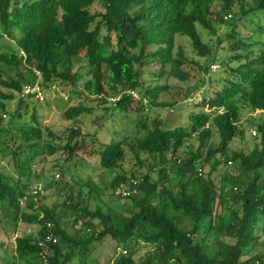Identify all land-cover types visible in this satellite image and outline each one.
Listing matches in <instances>:
<instances>
[{"label": "trees", "instance_id": "1", "mask_svg": "<svg viewBox=\"0 0 264 264\" xmlns=\"http://www.w3.org/2000/svg\"><path fill=\"white\" fill-rule=\"evenodd\" d=\"M236 1L243 15L264 11V0H255L248 10L247 0H0L1 109L6 111L5 100L20 95L17 115L6 122L0 114L1 159L11 155L17 170L6 171L0 162V214L9 215L12 207L15 224L39 227L36 235L16 236L18 258L27 264H73L80 257L81 264H87L93 245L111 237L115 250L121 247L125 252L106 264H139L134 248L140 241L150 245L142 264H264V48L252 50L235 31L230 34L236 38L231 49L243 47L246 53L235 55L239 64L230 67L234 78L225 77L220 87L204 94L202 110L189 113V127L165 128L155 118L143 136L103 142L94 133L88 142L79 126L56 133L41 123L37 112L31 114L32 123L16 122L30 98L23 95L24 85L37 79L44 90L56 83L69 89L82 84L78 91L88 100L106 102L111 97L119 109L129 110L134 103L144 111H149L150 103L167 106L158 98L168 86L148 85L146 66L155 67L158 80L167 74L186 80L191 60L183 44L177 45L178 38H187L197 55L214 60L198 24L214 31L215 22L229 20L226 16ZM5 39L16 47L7 46ZM245 57L251 58L242 62ZM242 108L261 110L259 120L250 122L258 137L249 151H232L230 143L246 132L239 123ZM93 109L85 103L70 105L64 116L74 120ZM127 147L142 166L141 152L155 156L160 164L156 180L150 172L129 177L117 173L107 186L127 185L130 194L120 191L118 196L131 198V214L101 205L93 208L81 193L72 192L61 205L50 207L39 191L33 193L47 156L58 150L65 163L82 150L99 155L104 169L117 171L123 167ZM25 150L34 155L21 160ZM230 160L243 170L215 177L217 183L214 172ZM26 163L36 168L24 180L21 170ZM168 173L175 174V180H168ZM64 215L74 216V226L81 222L83 226L69 232ZM213 232L217 247L208 248L204 241ZM4 264H15V259Z\"/></svg>", "mask_w": 264, "mask_h": 264}, {"label": "rangeland", "instance_id": "2", "mask_svg": "<svg viewBox=\"0 0 264 264\" xmlns=\"http://www.w3.org/2000/svg\"><path fill=\"white\" fill-rule=\"evenodd\" d=\"M253 2L255 3V0H247L244 9L248 10L253 5ZM214 7H219L217 2L214 4ZM228 12L233 14V17H230L225 23L215 22L214 31L198 24L203 41L213 51L215 56L214 60H206V56L197 55L187 38H178L177 45L179 42L183 44V48L191 60L186 65V69L189 71V77L186 80L168 74L161 80H158L155 74H153L155 67L152 66L149 68V66H146L144 79L148 85L166 84L168 86V89L162 91L158 98V101L167 102V106L157 107L150 103L148 107L149 111H144L137 110V104L134 103V107L129 110L119 109L112 105L113 98L111 97L106 102H100L93 97H90L88 100V98L83 96V93L78 91L82 87V84L74 85L69 89L62 84L56 83L49 89H45L44 100L38 101L33 98L27 100L28 105L20 110L23 116L18 120L19 122L16 121L17 125L32 123L31 114L37 112L41 123L56 133L62 134L68 127L79 126L83 133L87 134L86 140L88 142L92 140L91 136L94 133L103 142L116 141L125 137L131 139L135 136H143L153 126L152 121L155 118L163 121L162 127L165 128L176 125L189 127V113L202 110L203 106L200 103L205 98L204 94L207 93L208 95L214 88L220 87L225 77L229 76V78H234L230 73V67L239 64V61L235 59V55L237 53H241L242 55L246 53V49L243 47L238 50L231 49V45L236 38L232 39L230 34L234 31L238 33V39H242L245 43L249 44L252 50L264 48V29L260 31L258 28L259 25L264 26V11L243 15L241 7L238 1H236L232 10ZM5 42L10 48L16 47L13 41L10 42L5 39ZM250 58L245 57L242 59V62H246ZM198 62L201 66L206 63V68L202 69L197 64ZM214 64H218L219 66L214 68ZM28 76L33 78L32 74H28ZM138 95L140 94L135 93L137 98L139 97ZM19 97L20 95L14 99L4 101L6 111L0 107V114H2L4 121L7 122L11 115L18 114ZM145 102L146 99H144ZM79 103L92 105L94 109L92 112L84 113L74 120L67 119L64 116L65 109L70 105ZM205 110H208L206 106ZM261 116L258 111L250 108H242L239 123L245 127L246 132L243 138L235 139L230 143V149L232 151H249L254 147L256 143L255 137H258V131L255 126L250 125V122L258 121ZM141 121L146 123V126L143 128L140 124ZM253 131L257 132V136H254ZM216 141L217 138L215 136L214 142ZM126 150L127 153L123 167L117 171L104 169L100 164L99 155H89L83 153L82 150H77L78 154L68 163L63 162L64 159L61 156L60 150L48 155L45 172L39 180V183L35 185L39 189V195L44 198L46 205L51 207L56 203L58 206L61 205L66 196L71 192L74 195L81 193L86 202L93 208L96 205H101L104 209L111 208L122 214H131L134 210L131 198L118 196V193L123 191L127 185H123L120 189L107 186L117 173L125 174L129 177L133 172L137 175H144L150 172L152 180H156L158 178L160 164L159 159H156L155 156L141 152L140 157L144 165L142 166L128 147ZM232 151H229L230 155ZM33 155L31 150H25L24 154L21 155V160H25ZM0 162L2 163L1 165L5 166L6 171L17 173L11 155L1 159L0 154ZM62 164H66V167L62 166ZM211 165L212 162L205 164V173L210 171ZM35 168V164L28 166L26 163L21 170L22 178L26 180L29 173L34 174ZM242 170L243 168L234 162L233 164L228 163V165L221 164L213 176L214 178L218 177V179H221L220 177L222 176H235L241 173ZM174 176L175 174L168 173L166 178L170 180ZM218 179H216L217 183H219ZM94 185L98 189L93 190ZM226 192L224 191V193ZM226 203L228 202L226 201ZM9 211L13 213V208L11 207ZM12 213L9 215L4 213L0 214V264H4L11 258L15 259V264H27L26 260L16 256L15 238L17 235L23 234L36 235L39 227L36 224H25L21 222L15 224L13 220L14 214ZM63 219L67 230L71 233L75 232V227L83 226L82 222L75 226L73 225L72 221L74 216L69 217L64 215ZM213 233L211 236H207L204 241L208 248L212 245L217 247V237L215 232ZM225 238L226 240H230L229 236ZM134 249L135 258L139 264H142L144 257L150 249V245L140 241L135 245ZM257 249L254 250V253ZM123 252L125 250L121 247L115 250L113 239L107 237L93 245L86 258V263L106 264L111 262L113 257H118ZM72 263L81 264L80 257L74 258Z\"/></svg>", "mask_w": 264, "mask_h": 264}, {"label": "built area", "instance_id": "3", "mask_svg": "<svg viewBox=\"0 0 264 264\" xmlns=\"http://www.w3.org/2000/svg\"><path fill=\"white\" fill-rule=\"evenodd\" d=\"M232 14H228L226 17H231ZM219 65L218 64H214L213 67L217 68ZM36 74L38 76H40V72L37 71ZM23 95L25 97H30L33 98L35 100L38 101H42L45 98V90L42 88V85L40 84L39 80L37 79V81L33 82V83H26L24 85V89H23ZM261 110H258V112H260ZM5 116V115H4ZM253 134L256 135L257 132L253 131ZM230 164H233V162L230 160L229 161ZM38 192L37 187L34 188L33 193L36 194ZM123 194L125 196H128L130 194V190L127 189H123ZM53 241H56V238H53ZM43 244V243H42Z\"/></svg>", "mask_w": 264, "mask_h": 264}]
</instances>
